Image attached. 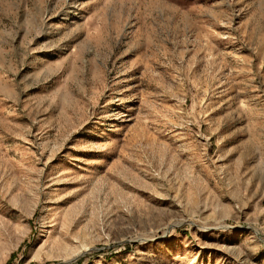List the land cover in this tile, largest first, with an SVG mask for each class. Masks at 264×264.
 I'll list each match as a JSON object with an SVG mask.
<instances>
[{
	"label": "rangeland",
	"instance_id": "obj_1",
	"mask_svg": "<svg viewBox=\"0 0 264 264\" xmlns=\"http://www.w3.org/2000/svg\"><path fill=\"white\" fill-rule=\"evenodd\" d=\"M0 264H264V0H0Z\"/></svg>",
	"mask_w": 264,
	"mask_h": 264
}]
</instances>
